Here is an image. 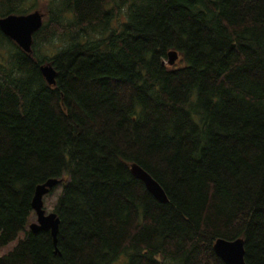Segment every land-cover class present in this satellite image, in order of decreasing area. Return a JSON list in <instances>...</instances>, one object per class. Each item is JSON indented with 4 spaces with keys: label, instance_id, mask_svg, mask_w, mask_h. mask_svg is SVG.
<instances>
[{
    "label": "trees",
    "instance_id": "16d2710c",
    "mask_svg": "<svg viewBox=\"0 0 264 264\" xmlns=\"http://www.w3.org/2000/svg\"><path fill=\"white\" fill-rule=\"evenodd\" d=\"M35 10L30 54L0 32V264H264V0H0ZM49 179L56 245L27 227Z\"/></svg>",
    "mask_w": 264,
    "mask_h": 264
},
{
    "label": "water",
    "instance_id": "95a60500",
    "mask_svg": "<svg viewBox=\"0 0 264 264\" xmlns=\"http://www.w3.org/2000/svg\"><path fill=\"white\" fill-rule=\"evenodd\" d=\"M44 15L35 10L26 15H8L0 18V32L12 40L23 52L30 54L32 37L43 24ZM177 60V52L171 50L167 54V63L172 66ZM40 72L49 86L55 84L56 71L48 64L40 67ZM130 173L139 180L153 198L165 204L168 199L162 187L147 172L136 164H131ZM58 184V180L49 179L36 186L31 200V209L36 222L30 223L28 229L31 233L49 232L56 245L59 230V219L54 212L46 213L43 208V198ZM213 252L223 264H246L244 261V242L242 239L225 240L218 238L212 245ZM57 252V251H56Z\"/></svg>",
    "mask_w": 264,
    "mask_h": 264
},
{
    "label": "rangeland",
    "instance_id": "374dc122",
    "mask_svg": "<svg viewBox=\"0 0 264 264\" xmlns=\"http://www.w3.org/2000/svg\"><path fill=\"white\" fill-rule=\"evenodd\" d=\"M40 13H42L44 15L43 10H38ZM45 17V16H44ZM180 62H181V57L180 55L177 53V60L175 61V63L172 66H169L166 60V65L169 68H176L180 66ZM59 193L58 190H56L51 196L49 197H44L43 198V208L45 210V212L48 214L50 212H52V206L56 200V196ZM36 222V217L35 215H31L28 219V224L27 227L29 226L30 223H34ZM16 245V241L11 242L10 244H8L7 246L3 247L2 249H0V255H3L5 253H7L8 251H10L13 247H15ZM118 264H123L122 261H120Z\"/></svg>",
    "mask_w": 264,
    "mask_h": 264
}]
</instances>
